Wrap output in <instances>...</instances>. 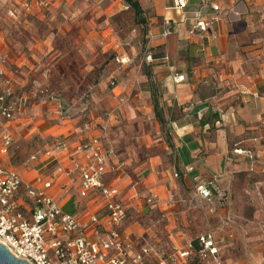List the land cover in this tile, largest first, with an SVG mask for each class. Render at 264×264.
<instances>
[{
    "label": "crops",
    "instance_id": "obj_1",
    "mask_svg": "<svg viewBox=\"0 0 264 264\" xmlns=\"http://www.w3.org/2000/svg\"><path fill=\"white\" fill-rule=\"evenodd\" d=\"M46 1L47 6L41 0H0V59L26 100L8 124L14 140L7 154L0 138V165L35 185L54 177L49 193L92 235L89 216L105 218L103 196L95 188L81 196V185L71 184L69 152H46L54 138L74 146L101 136L106 123L119 125L128 109L146 105L148 132L161 130L167 140L123 144L110 136L115 152L103 175L128 208L122 229L132 250L150 248L144 263L156 264L174 247L224 227L234 238L221 247L222 264H264V0H189L185 9L174 7V0H138L146 10L152 56L146 89L137 67L128 75V67H120V83L103 95V108L83 87L92 83L100 56L113 52L119 62L125 59L114 19L128 5ZM26 2L30 9L22 7ZM214 3L222 16L204 36L190 33L197 22L211 19ZM12 8L20 9L17 19L9 15ZM167 21L171 33L165 35ZM178 74L185 79L177 81ZM43 86L54 99L41 94ZM118 98L126 103L115 109ZM34 154L37 159H31ZM195 176L214 179L224 196H200ZM152 193L157 197L150 202Z\"/></svg>",
    "mask_w": 264,
    "mask_h": 264
},
{
    "label": "built area",
    "instance_id": "obj_2",
    "mask_svg": "<svg viewBox=\"0 0 264 264\" xmlns=\"http://www.w3.org/2000/svg\"><path fill=\"white\" fill-rule=\"evenodd\" d=\"M189 0H174V7L185 9ZM46 0H41L42 6H47ZM24 9H30L26 2ZM215 13L208 21L197 22L190 33L202 36L222 16L219 4L212 5ZM20 9L12 8L9 15L19 17ZM165 35L171 33L169 22H166ZM125 59H122L124 61ZM148 60H152L151 54ZM5 58L0 59V138L1 152L7 154L14 140L8 130V124L21 111L26 100L5 69ZM185 76L178 74L177 81ZM47 99H54V93L43 86L40 89ZM115 109L126 103V98H118ZM112 110L107 114V122L114 115ZM62 115L69 117L68 109L62 107ZM47 155L58 152H69L71 170L69 173L72 185L80 184V195L95 188L103 196L106 203V215L103 220L96 214L89 216L94 225V232L89 235L86 223L76 216L65 212L57 198L49 190L55 178L39 180L41 185H35L23 180L15 169L0 165V243L7 247L16 258L29 264H145V257L151 251L142 247L135 252L130 247L123 233V224L128 216L126 204L119 198V188L110 186L103 181V175L108 167L106 159L115 152L114 144L107 131L99 137L82 140L74 146L65 139L54 138ZM31 159H37L32 155ZM115 167V166H113ZM64 172L63 166L57 168ZM197 193L211 200L214 191L221 192L214 179L195 176ZM151 194L149 201L156 198ZM234 238V233L220 228L210 229L200 234L196 240L188 242L184 247H174L172 253L158 260L156 264H206L211 260L222 264L221 247Z\"/></svg>",
    "mask_w": 264,
    "mask_h": 264
},
{
    "label": "rangeland",
    "instance_id": "obj_3",
    "mask_svg": "<svg viewBox=\"0 0 264 264\" xmlns=\"http://www.w3.org/2000/svg\"><path fill=\"white\" fill-rule=\"evenodd\" d=\"M142 18L146 21L142 22ZM116 19L117 20L114 19V22H117L118 29L122 30L119 39L124 47L125 60L119 62L113 52L100 56L98 65L92 70V83L83 87V91L89 95L91 101L98 107L102 106V108L104 102L102 99L103 95L120 83L117 73L120 67H128L125 72L127 75L131 71V66L137 67L135 72H139L138 74L143 77V80L140 82L144 84V91L146 89V83L148 82L147 76H149L151 72L147 65L151 47L148 38L149 26L146 19V10L143 11V15L136 16L135 10L129 6L127 9L120 12ZM129 55H131L130 58H128ZM107 77L110 78L104 82V78ZM78 90L80 91L82 88ZM74 93L76 94L77 91ZM74 93L70 94V98H74ZM156 99H159V97H156ZM102 108L98 109L101 110ZM146 110V105H143L142 109H138L137 111L135 109H128L123 122L119 125H110L106 123L105 127L102 129L103 131H107L109 136H112L117 139L119 143L123 144L133 141L145 143L146 140L158 136L163 137V140H167L169 135L161 130L148 132L152 130V122ZM141 148L139 155L141 159H144L146 156V148L144 145Z\"/></svg>",
    "mask_w": 264,
    "mask_h": 264
},
{
    "label": "water",
    "instance_id": "obj_4",
    "mask_svg": "<svg viewBox=\"0 0 264 264\" xmlns=\"http://www.w3.org/2000/svg\"><path fill=\"white\" fill-rule=\"evenodd\" d=\"M0 264H29L28 262L16 258L6 246L0 243Z\"/></svg>",
    "mask_w": 264,
    "mask_h": 264
},
{
    "label": "trees",
    "instance_id": "obj_5",
    "mask_svg": "<svg viewBox=\"0 0 264 264\" xmlns=\"http://www.w3.org/2000/svg\"><path fill=\"white\" fill-rule=\"evenodd\" d=\"M124 1L128 5V7L131 6L135 10L136 16L143 15L144 9L138 0H124ZM145 21L146 20L142 18V22H145Z\"/></svg>",
    "mask_w": 264,
    "mask_h": 264
}]
</instances>
